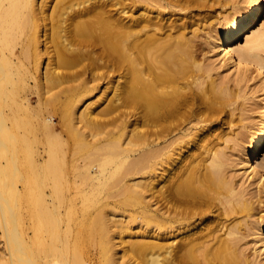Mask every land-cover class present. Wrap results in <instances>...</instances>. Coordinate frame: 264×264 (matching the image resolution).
<instances>
[{
	"label": "bare ground",
	"instance_id": "obj_1",
	"mask_svg": "<svg viewBox=\"0 0 264 264\" xmlns=\"http://www.w3.org/2000/svg\"><path fill=\"white\" fill-rule=\"evenodd\" d=\"M239 1L0 0V264H264V117L225 132L211 74L264 88Z\"/></svg>",
	"mask_w": 264,
	"mask_h": 264
},
{
	"label": "rangeland",
	"instance_id": "obj_2",
	"mask_svg": "<svg viewBox=\"0 0 264 264\" xmlns=\"http://www.w3.org/2000/svg\"><path fill=\"white\" fill-rule=\"evenodd\" d=\"M47 1V5L51 9L55 0ZM199 2L203 5L204 9L210 13L212 16L211 20H215L217 18L220 22L227 19L228 16L233 15L235 11L242 9L245 5V2L243 3V1L239 0H199ZM183 13L185 15L187 12L183 11ZM263 25L264 12L254 29L247 31L242 36V39L239 40V42H243L247 34L249 37L254 35L255 32ZM215 26L217 27L218 24H215ZM211 54L212 53L201 56L203 59H205L204 65L208 62L206 58H208V56ZM214 65V71H212L211 74L217 77L218 80H223L225 82L228 93L230 94V99H232L230 107L226 108V112L222 114V116L226 117L228 114L229 118L233 119L229 126L226 125L228 127L225 132L229 133L230 131H233L235 135L238 134L244 138L246 134L253 132L255 125L259 123V121L264 117V88L262 87L261 82L255 77L254 72L247 73L248 76L245 80L237 81L231 74V68L226 69V67H223L219 69V64L216 65L214 63ZM261 154H264V149ZM260 158L261 155L259 159ZM240 168L241 166L239 165L235 169L236 173L238 174L236 180L241 181L245 175L241 176L242 172ZM259 173L263 175V171L261 169L259 170ZM262 209L263 211L261 214H264V205ZM250 239L251 238L249 237L246 239V241ZM2 246L3 240L0 238V249H2ZM252 247L253 245H249L247 252H252ZM261 258L264 259V254Z\"/></svg>",
	"mask_w": 264,
	"mask_h": 264
}]
</instances>
